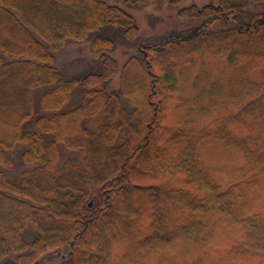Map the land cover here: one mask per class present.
Listing matches in <instances>:
<instances>
[{"label": "trees", "instance_id": "16d2710c", "mask_svg": "<svg viewBox=\"0 0 264 264\" xmlns=\"http://www.w3.org/2000/svg\"><path fill=\"white\" fill-rule=\"evenodd\" d=\"M159 1L0 0V264L64 249L65 264H264V12L249 11L264 0L182 9L201 25L142 45L119 92L104 86L119 69L109 56L85 79L53 65L106 27L136 39L134 17L109 3ZM62 148L81 163L62 172ZM14 151L29 165L18 178Z\"/></svg>", "mask_w": 264, "mask_h": 264}, {"label": "rangeland", "instance_id": "374dc122", "mask_svg": "<svg viewBox=\"0 0 264 264\" xmlns=\"http://www.w3.org/2000/svg\"><path fill=\"white\" fill-rule=\"evenodd\" d=\"M212 3V0H186L180 5L173 6L168 0H161L149 5H139L135 7H129L121 3H109L110 5H115L124 9L128 14L134 17L138 27L136 39L133 41L128 40L123 29L106 27L92 34L87 41L68 42L63 49L54 53L53 65L67 79H85L103 70V57L109 56L116 60L119 69L118 74L104 86L108 93L119 92L122 69L129 58L141 55L139 51H141L140 47H142V45H156L167 40L166 38L170 36L190 32V30L200 26L201 21L182 19L179 17V11L194 5L203 8ZM249 11L262 13L264 12V7H252ZM219 27L220 25L218 24L215 29ZM97 38L107 39L108 42H103L107 46L104 45L101 50L94 48L93 42ZM89 81L92 83L94 79ZM39 94L38 92L37 97H39ZM83 96V90L79 88L69 106L80 104L84 99ZM14 116H16V114ZM73 121L74 119L67 121L65 123L66 126H73ZM86 126L88 129L92 130L94 128V123L89 121L86 123ZM27 129H29V127H27ZM206 150L209 159L211 161L213 159L216 164L218 163L221 166L227 165L228 167L231 164V159L227 157L226 153L221 149L215 150L214 153H212V151L210 152L208 149ZM7 154L10 159H12L11 162L13 166H11L10 173L13 177L18 178L21 173L29 169V167H27L29 165L26 166L24 159L22 160V154L19 151L9 152ZM61 155L59 167L62 172L69 170L71 166L75 164L81 163L83 159L82 153L71 152L66 148L61 149ZM28 234L29 233L26 234V238ZM230 239L231 237L228 238V240ZM16 260L17 256L9 258L10 262ZM68 260L69 249H64L50 254L48 257L42 259L40 264H65ZM218 261L221 260L219 259Z\"/></svg>", "mask_w": 264, "mask_h": 264}, {"label": "water", "instance_id": "95a60500", "mask_svg": "<svg viewBox=\"0 0 264 264\" xmlns=\"http://www.w3.org/2000/svg\"><path fill=\"white\" fill-rule=\"evenodd\" d=\"M89 206L92 207L93 206V202H91Z\"/></svg>", "mask_w": 264, "mask_h": 264}, {"label": "flooded vegetation", "instance_id": "af4514ba", "mask_svg": "<svg viewBox=\"0 0 264 264\" xmlns=\"http://www.w3.org/2000/svg\"><path fill=\"white\" fill-rule=\"evenodd\" d=\"M94 204V203H93ZM90 205V204H89ZM90 207V206H89ZM93 207V206H92Z\"/></svg>", "mask_w": 264, "mask_h": 264}]
</instances>
